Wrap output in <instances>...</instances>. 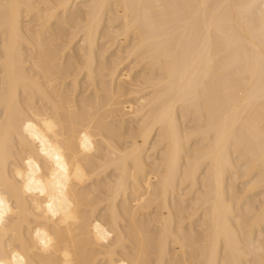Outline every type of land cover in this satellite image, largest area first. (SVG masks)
Wrapping results in <instances>:
<instances>
[{"label": "bare ground", "instance_id": "1", "mask_svg": "<svg viewBox=\"0 0 264 264\" xmlns=\"http://www.w3.org/2000/svg\"><path fill=\"white\" fill-rule=\"evenodd\" d=\"M0 261L264 264V0H0Z\"/></svg>", "mask_w": 264, "mask_h": 264}, {"label": "clouds", "instance_id": "2", "mask_svg": "<svg viewBox=\"0 0 264 264\" xmlns=\"http://www.w3.org/2000/svg\"><path fill=\"white\" fill-rule=\"evenodd\" d=\"M30 183H31V181H30ZM0 264H5V262L0 261Z\"/></svg>", "mask_w": 264, "mask_h": 264}]
</instances>
